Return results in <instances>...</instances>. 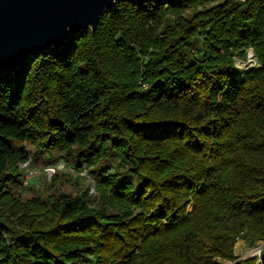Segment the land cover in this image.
Returning a JSON list of instances; mask_svg holds the SVG:
<instances>
[{"label": "trees", "instance_id": "obj_1", "mask_svg": "<svg viewBox=\"0 0 264 264\" xmlns=\"http://www.w3.org/2000/svg\"><path fill=\"white\" fill-rule=\"evenodd\" d=\"M56 152L126 170L25 198L21 165ZM241 239L264 242V0H121L0 69V264L235 263Z\"/></svg>", "mask_w": 264, "mask_h": 264}, {"label": "water", "instance_id": "obj_2", "mask_svg": "<svg viewBox=\"0 0 264 264\" xmlns=\"http://www.w3.org/2000/svg\"><path fill=\"white\" fill-rule=\"evenodd\" d=\"M119 1L0 0V69H14L34 55L63 47L71 36L94 31L104 11Z\"/></svg>", "mask_w": 264, "mask_h": 264}, {"label": "rangeland", "instance_id": "obj_3", "mask_svg": "<svg viewBox=\"0 0 264 264\" xmlns=\"http://www.w3.org/2000/svg\"><path fill=\"white\" fill-rule=\"evenodd\" d=\"M31 149L29 146L24 145ZM76 152L59 153L52 156H39L32 158L27 165L26 175L32 174L33 179L28 188L21 189L25 198L34 196L45 197L56 192L80 195L88 192L90 198H95L96 189L101 179L108 173L124 172L126 167L115 158H107L90 167L83 161L81 171L77 168ZM25 175V172H23ZM264 242L251 244L246 239L239 240L235 245V254L239 260L259 257ZM219 264H232L231 262L218 260Z\"/></svg>", "mask_w": 264, "mask_h": 264}, {"label": "built area", "instance_id": "obj_4", "mask_svg": "<svg viewBox=\"0 0 264 264\" xmlns=\"http://www.w3.org/2000/svg\"><path fill=\"white\" fill-rule=\"evenodd\" d=\"M238 2H245L248 0H235ZM235 62H236V67L241 71V74L239 75L240 78H243V75L246 71H248L251 68H257L259 67V62L257 61L254 51L252 48L248 49L245 58H240L238 56L234 57ZM29 161L22 164L21 168H22V172H25V175L23 174L22 177V182L19 186L20 189H24V188H28L32 179H33V175L29 174L26 175L27 173V165H28Z\"/></svg>", "mask_w": 264, "mask_h": 264}]
</instances>
